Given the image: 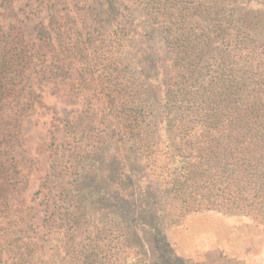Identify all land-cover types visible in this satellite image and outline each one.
Returning a JSON list of instances; mask_svg holds the SVG:
<instances>
[{"label": "trees", "instance_id": "trees-1", "mask_svg": "<svg viewBox=\"0 0 264 264\" xmlns=\"http://www.w3.org/2000/svg\"><path fill=\"white\" fill-rule=\"evenodd\" d=\"M7 1L0 0V8ZM150 2L164 10L166 20L176 26L172 43L181 47V56L170 59L166 66L158 61L148 64L145 57H138L131 65L140 74H134L119 91L106 77L110 84L105 97L108 112L86 117L81 113L65 119L63 129L50 132V166L42 176L40 191L47 187L51 198V185L60 182L62 201L70 200L74 191L77 196L86 195L77 185L80 174L73 178L58 170H83L95 156L113 155L122 166L123 189H110L109 200L98 190L91 189V195L96 203H110L109 209L123 212L124 249L129 243L134 256L144 254L137 238L141 233L149 235L156 263L175 264L164 229L188 213L219 210L252 216L264 224V44H256L254 35L259 31L248 15L237 19L244 30L232 34L222 20L210 19L206 11L197 13L198 8L188 0ZM258 4L261 14L264 5ZM195 18L205 25L196 26ZM52 19L56 22L51 21L49 27L57 31L63 49L52 46L51 51L63 53L67 40L77 46L79 39L72 36L76 30L57 26L60 20L55 14ZM46 27L43 21L37 24L38 39L47 38ZM127 41H123L124 48L129 47ZM39 51L27 43L22 28L12 25L4 30L0 26V237L16 233L24 218L22 194L28 180L21 174L14 152L36 96L39 70L46 72L54 65L45 59L38 62ZM131 53L128 50L127 55ZM72 64L63 63L67 69ZM146 69L158 71L157 76L149 77ZM74 76L65 75L66 79L84 80L98 96L99 76L92 72L86 78ZM152 100L151 110L139 109ZM115 103L122 106L121 111H114ZM114 120L119 121L110 123ZM103 124L106 129L97 134ZM78 136L82 142L95 137L90 149L81 150V162L74 156L79 148L72 143ZM66 150L72 153V160L62 168ZM46 215L52 228L55 210ZM74 231L71 227L70 232ZM23 254L17 252L16 262L2 260L0 264H36Z\"/></svg>", "mask_w": 264, "mask_h": 264}, {"label": "rangeland", "instance_id": "rangeland-1", "mask_svg": "<svg viewBox=\"0 0 264 264\" xmlns=\"http://www.w3.org/2000/svg\"><path fill=\"white\" fill-rule=\"evenodd\" d=\"M188 1L198 8L197 13L206 11L210 19L222 20L232 34L244 30L237 19L248 15L259 31L258 36L254 35L256 44H264L261 37L264 36V7L259 14L258 4L264 5V0ZM6 4L0 8V26L4 30L12 25L22 28L27 43L40 49L38 62L45 59L47 64L54 65L46 72L39 70L36 96L22 122L21 141L14 156L21 174L28 180L22 194L24 218L16 233L7 232L0 237V261L16 262L17 252L20 255L22 252L25 258H34L36 264L39 261L40 264H158L149 235L141 233L137 238L136 244L144 254L134 256L129 243L124 249L121 243L123 212L118 208L109 209L110 203H96L90 193L91 189L98 190L109 200L113 195L110 189H123L120 177L123 170L118 158L103 153L89 160L83 170H58L70 173L73 178L80 174L77 185L86 190V195L77 196L74 191L70 200L64 202L60 196V182L51 185L54 194L51 198L47 187L43 191L40 189L42 176L50 166V132L59 127L63 129L65 119L81 113L85 112L86 117L94 112H108L110 108L105 97L110 84L106 77L113 81L114 90H122L134 74H140L138 68L131 65L138 57H145L148 64L158 61L162 66L180 57L181 47L172 43L176 26L167 21L164 10L150 0H9ZM53 14L60 20L57 26L74 28L76 32L72 36L79 39L77 46L66 43L69 40L64 41L66 50L63 53L58 49L51 51L52 46L63 49L57 31L49 27L51 21L56 22ZM196 19V26L205 25L204 21ZM231 20L234 21L229 24ZM42 21L48 31L45 40L37 38L36 26ZM167 24L170 27L166 28ZM126 38L128 48L123 47ZM183 44L182 41L180 45ZM128 50L131 55H127ZM70 61L74 64L65 68L63 63ZM90 72L101 78L99 86L95 87L98 96L92 94V86L84 80L65 77L72 73L74 77L86 78ZM144 72L154 78L158 74L150 69ZM84 91L86 93L82 94ZM152 102L139 105V109L151 110ZM121 110L119 105L114 108L117 112ZM105 129L106 124H103L96 133L101 134ZM62 135L60 132L59 136ZM79 136L72 140L79 148L74 154L77 162L84 160L81 150L90 149L95 139L90 137L82 142ZM71 154L66 150L62 168L70 165ZM48 200L50 203L46 202ZM54 210L56 215L50 228L46 212L49 215ZM71 227L75 228L73 233ZM164 238L173 249L171 257L177 259L175 264H180L179 259L182 264H264V224L252 216L231 215L219 210L188 213L164 229Z\"/></svg>", "mask_w": 264, "mask_h": 264}]
</instances>
